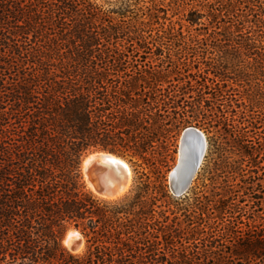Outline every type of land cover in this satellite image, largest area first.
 <instances>
[{
    "label": "trees",
    "instance_id": "1",
    "mask_svg": "<svg viewBox=\"0 0 264 264\" xmlns=\"http://www.w3.org/2000/svg\"><path fill=\"white\" fill-rule=\"evenodd\" d=\"M130 1L115 9L98 0H0V264H264V228L234 237L229 249L206 244L199 229L183 239L165 221L156 225L145 173L121 202L86 190L81 166L89 153L139 158L162 175L172 141L185 126L200 128L204 115L205 85L196 105L182 106L177 98L190 82L161 93V78L140 67L149 43L142 10ZM249 2L237 33L248 35L238 45L251 52L264 35V1ZM222 61L211 68L217 78L227 77ZM254 61L264 75V55ZM226 96L220 89L207 99L225 128ZM71 229L85 239L82 253L62 244Z\"/></svg>",
    "mask_w": 264,
    "mask_h": 264
},
{
    "label": "rangeland",
    "instance_id": "2",
    "mask_svg": "<svg viewBox=\"0 0 264 264\" xmlns=\"http://www.w3.org/2000/svg\"><path fill=\"white\" fill-rule=\"evenodd\" d=\"M120 2L98 0L100 5L106 8L112 5L115 9L121 8ZM247 3L251 4L249 0ZM129 6L137 12L142 10L139 22L146 24L144 37L149 50L141 51L144 59H140L139 64L140 67L147 65L148 77L157 75L161 78L162 82L156 88L166 93L173 87L182 88L190 82L192 90L185 95L179 92L177 101L182 106L191 107L200 100V85L207 87L201 97L206 100L204 115L197 129L206 136L208 149L193 184L181 197L172 194L169 176L178 164L183 132L196 128L195 125L183 127L172 141L169 164L162 175H157L154 167L144 164L139 158L115 155L130 165L132 183L123 197L108 201L121 202L133 198L135 181L145 173L150 179L152 194L149 205L153 199L156 200V225L165 221L164 225L172 232L178 231L176 233H180L183 239H191L189 233L199 229L206 233L199 238L202 241L206 238V244L213 241L214 245L231 249L234 237L264 228V75L257 74L254 65L256 54L264 55V35L255 37L257 45L251 52L239 48L238 44H243L245 36H248L244 32L237 33L239 22L244 20L245 0H133ZM253 9L249 11L254 17L261 15L258 8ZM222 60L229 62L227 77L217 78L211 68L223 63ZM220 89L229 98V104L225 100L222 106L224 109L225 105L230 106L224 110L228 119L227 129L225 122L219 123L221 116L216 109L212 112L208 108L211 103L207 99ZM186 109L190 110L189 107ZM190 115L186 119L193 122ZM220 130L228 133L227 139L218 140ZM232 131L241 133L244 138L235 143ZM220 145L225 150L218 149ZM99 152L104 151L89 153L83 160ZM81 173L86 190L94 194L85 179L83 161ZM73 231H68L62 242L67 250L65 238ZM202 241L197 243H204ZM193 243L190 240L188 245Z\"/></svg>",
    "mask_w": 264,
    "mask_h": 264
},
{
    "label": "water",
    "instance_id": "3",
    "mask_svg": "<svg viewBox=\"0 0 264 264\" xmlns=\"http://www.w3.org/2000/svg\"><path fill=\"white\" fill-rule=\"evenodd\" d=\"M187 132H191L185 135ZM208 149V141L205 136L196 129H186L183 133L180 142L181 159L180 163L175 168L174 174L170 178V190L176 197H181L187 193L190 186L197 175ZM97 154L113 155L108 152L93 153L83 160V163L90 157ZM88 175L93 181L94 177L90 169H88ZM95 184V180H94ZM98 191L102 192L105 187H99L96 185ZM76 233H69L65 241L68 245V251L73 254H79L85 248V239L83 235L75 230Z\"/></svg>",
    "mask_w": 264,
    "mask_h": 264
},
{
    "label": "bare ground",
    "instance_id": "4",
    "mask_svg": "<svg viewBox=\"0 0 264 264\" xmlns=\"http://www.w3.org/2000/svg\"><path fill=\"white\" fill-rule=\"evenodd\" d=\"M189 129L198 130L197 128L194 127L188 128L187 130L189 131ZM190 133L191 132H187L185 135H188ZM180 159H181V152L179 154L178 164L180 163ZM175 168L171 172L169 178H171V176L174 174ZM88 169H90L93 174L95 184H94V180L92 181L88 175ZM83 171L89 188L92 190V192L95 195H97L101 199H105L107 201L108 200L115 201L123 197L131 187L132 169L124 159L117 157L115 155L97 154L93 157H90L89 159H87L85 163H83ZM96 185H98L99 187L104 186L105 189L102 192H100L97 190ZM70 233H76V231L74 230L73 232ZM65 244L68 248L66 241Z\"/></svg>",
    "mask_w": 264,
    "mask_h": 264
}]
</instances>
